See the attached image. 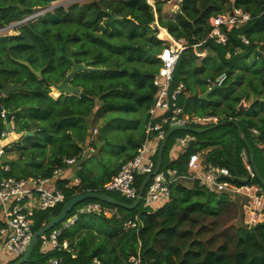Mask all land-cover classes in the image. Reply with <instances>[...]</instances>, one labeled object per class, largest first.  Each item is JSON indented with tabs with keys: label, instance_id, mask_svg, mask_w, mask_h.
Here are the masks:
<instances>
[{
	"label": "trees",
	"instance_id": "1",
	"mask_svg": "<svg viewBox=\"0 0 264 264\" xmlns=\"http://www.w3.org/2000/svg\"><path fill=\"white\" fill-rule=\"evenodd\" d=\"M53 1L0 0V27ZM156 6L158 16L147 0L75 2L68 9L47 10L37 20L24 22L17 34L0 35L1 76L26 87L4 96L0 85L2 104L7 111H15V128L23 126L30 131L28 123L38 122L33 129L34 142L23 146L18 144V139L6 146L3 153H10L18 146L22 148L18 159L8 160L9 174L18 177L49 175L63 163L64 157H80L82 146L75 137L85 144L96 145L89 133L92 115L94 121L106 114V118L118 112L120 116L129 115L130 129H140L138 137L131 134V149L123 160L136 154L145 136L148 109L157 92L153 82L161 66L157 53L165 43L156 35L157 27L152 25L156 19L171 36L188 41V47L181 52L176 64L172 83V88L180 82L185 84L179 103L191 113H221V119L236 118L253 149L246 145L234 122H225L222 124L227 125V132L217 136L211 133L216 127L204 133L190 130L196 134L197 141L189 152L210 148L207 159L227 165L239 180L248 175L241 154L246 149L249 159L254 160L259 169L255 146L247 131L252 127L260 128L258 141H264V0H181V8L173 17L163 14L162 0H157ZM235 6L250 11L252 18L238 26L225 27L228 41L218 43L209 36L213 28L210 19ZM110 12L120 18H113ZM243 35L250 38V43L243 41ZM196 48L207 53L202 56ZM68 53L75 61L90 60V64L99 68L75 74L71 83L82 87L79 95L54 91L55 95L60 94L55 98L50 94L51 82L60 81L73 66ZM19 59L29 60L37 69L43 68L41 77ZM58 68L59 73H55ZM222 71L228 73L226 82L203 97L208 89V77ZM216 93L218 97L213 96ZM251 94L255 96L251 105L240 107L241 98ZM229 97L232 100L229 101ZM199 101L208 108L199 105ZM214 101L216 107L211 108ZM5 128V117L0 110V136ZM186 157L187 153L166 165L178 166L184 171ZM123 160L99 176L87 174L82 162L83 167L78 170L82 188H103L118 172ZM143 179L144 176L138 177L139 184ZM254 180L264 189L257 176ZM244 198V195L231 198L229 193L210 191L197 182H173L170 199L154 211L139 208L140 204L131 209L112 203L119 209L118 216L82 213L74 224L63 228L60 235V243L67 241L69 248L61 246L44 253L39 238L33 250L35 255L32 253L24 264H47L55 255L64 258L62 264H97L95 257L107 264H134L131 255H140L142 264H264V221L252 227L245 224L241 202ZM63 204L39 211L34 229L48 223ZM136 215L143 224L139 228H126L125 221Z\"/></svg>",
	"mask_w": 264,
	"mask_h": 264
},
{
	"label": "built area",
	"instance_id": "2",
	"mask_svg": "<svg viewBox=\"0 0 264 264\" xmlns=\"http://www.w3.org/2000/svg\"><path fill=\"white\" fill-rule=\"evenodd\" d=\"M147 1L153 5L157 16V0ZM178 1L175 4L176 10L181 8V0ZM251 18L250 11L235 6L211 17L210 21L213 28L209 36L213 37L218 43L225 44L229 38L228 33L224 30L225 27L238 26ZM155 22L161 28L158 19ZM157 36L165 40V43L157 53L158 58L161 60V66L153 79L157 92L153 103L148 109L144 139L136 154L123 160L118 172L105 182L100 190L106 192L118 190L125 197L135 199L139 195V187L142 183L139 184L138 177L144 176L145 179L148 174H151L140 203L144 208L154 211L170 199L171 184L173 182H197L210 191L219 194L229 193L231 198L244 195L245 198L241 202L244 222L248 227L264 221V189L260 183L254 180L256 171L246 149H243L241 154L250 178L247 182H240L227 165L209 161L201 150L189 152L191 145L197 141V136L187 130L184 134H178L175 137V144L169 150L170 161L179 159L181 155L187 153L186 169L182 171L178 166H164L162 160L159 170L155 172L160 144L170 127H195L196 124L210 125L222 118L220 114L216 113L200 115L188 112L179 103V96L186 88L185 84L180 82L172 88V83L176 64L181 52L188 47V41L185 38H176L173 35L163 37L160 32L157 33ZM242 39L246 43H250V38L246 35H243ZM227 78V71H222L214 77H208V89H212L214 85L222 86ZM240 104L242 107L247 106L244 100ZM1 114L5 117V108L1 110ZM13 127L15 131L14 122ZM177 130L179 129L173 130L170 136ZM253 130L256 133H261V129L258 127H254ZM14 131H9L6 127L1 132L0 155L4 154L5 146L12 142L9 135ZM87 145L92 144L88 143ZM259 146L264 153V141L259 143ZM80 154H83L82 151ZM78 157H64L63 163L55 167L49 175H31L27 177L9 174V162L0 157V264L18 259L25 253L34 234V226L39 211L65 202L69 197L66 189H73L71 197L89 190L82 188L81 177L77 175L75 166L73 167ZM248 175L243 178L248 177ZM95 212L118 216L119 209L117 206H107L97 200L90 201L80 207L78 212H73L70 216H68V213L60 226H55L50 230V233L47 234L46 232L40 236L43 239L40 246L41 251L46 253L61 246L68 248L69 243L67 241L63 244L60 243L59 238L63 228L74 224L80 214ZM142 224V219L139 215H136L134 218L127 219L124 226L126 228H139ZM10 257L12 258L10 259ZM130 260L134 264H142L140 255H131ZM94 261L97 264H107L99 257H95ZM63 262L64 258L62 256L55 255L49 259L47 264H62Z\"/></svg>",
	"mask_w": 264,
	"mask_h": 264
},
{
	"label": "rangeland",
	"instance_id": "3",
	"mask_svg": "<svg viewBox=\"0 0 264 264\" xmlns=\"http://www.w3.org/2000/svg\"><path fill=\"white\" fill-rule=\"evenodd\" d=\"M92 1L93 0H54L51 3L52 6H50L48 8L47 7H41L39 9L35 8V12L31 13L34 15L29 20H31V19L37 20L40 17V15H42L47 10L53 11L54 8H59V7H64L66 9H68L69 6L75 2H78L80 4H84V3H89ZM162 1H163V14L166 17H171V16L173 17L175 14H177L178 10H176L177 8H175L176 7L175 4H177L179 2L178 0H162ZM230 9L231 8H229V10ZM29 20H27V21H29ZM23 23H21L19 25H15L13 27H7V28L0 30V35H6V34L11 35V34L19 33L20 30L18 29V27L21 26ZM152 25L153 26L155 25L157 27V30H156L157 33L158 32L161 33V28L156 22L152 23ZM157 33H156V35H157ZM157 50H160V47H158ZM196 51L198 54H200L202 56H204L207 53L205 50H199L197 48H196ZM252 56H253V58L255 57V55H252ZM159 61L157 60V62H159L161 64L160 59H159ZM59 71H60V69L58 68L55 71V73H59ZM204 86H203V88H204ZM50 87H51L50 94L53 97L57 98L60 94L58 96L55 95L54 91H55L56 87H54L52 84ZM218 94L219 93L213 94V96L218 97ZM77 95H79V94H77ZM230 100H232L231 97H229V101ZM198 103H199V105H202L205 107L208 106V105H205V103L202 101H199ZM215 103H216L215 101L213 103H211L210 107L211 108L216 107ZM206 108H208V107H206ZM120 113L121 112H118L116 115L110 114V115H108L109 116L108 118H106V116H107V114H106V116L105 115L101 116L100 118L96 119L95 121H94L95 116L92 115L90 117L91 129H92V130L89 129V133L91 132L90 133V139H93V140L95 139L96 145L95 144L94 145H87V144H85V142H81V141H79V139L77 137H75V140H77V142H79L80 145L83 147V150H82L83 154L77 158V160L75 161V163L73 165V167L75 166V168H76L77 175H79V171H78L79 168L83 167L82 162L85 163L83 168L87 174H90L92 176H99V175L105 173L111 166L115 165V163L120 162L124 158H126L127 152L131 149V146H130L131 134L133 133L134 137H138L140 127L130 129V125L132 122L130 121L129 115L127 117L125 116V114L123 116H120L121 115ZM138 115L141 116V114H138ZM14 120H15V117H13V120H12L15 123L16 120L15 121ZM108 120H110V121H108ZM93 121L95 123H93ZM108 122H109V124L106 125V123H108ZM28 124H26V125H28L29 127L31 126L30 129L32 131H33V129H35L38 126V122L33 121V120ZM196 125L197 126H195V127L198 129H205V128L210 127L212 124L207 125L205 127H204V125H201V124H196ZM217 128L218 127H216L215 129H217ZM253 128L254 127H252L250 130H248L247 134L249 136V139L252 141L253 145L255 146V157H256L257 163L259 165V169L262 172V174L264 175V153H263L261 147L259 146V141H258L260 139L259 137H260L261 133L254 132ZM212 129L213 128H210V131H212ZM215 129H213V131L211 133H212V135L217 136V135H220L221 133L227 132V125L222 124L219 126V128L216 131H215ZM15 130H20V131H16L15 132L16 134L14 133L13 135L10 133L9 136L10 137L11 136L16 137V138L19 137L20 141L18 142V144L25 146V145L31 143L32 141L34 142L33 139H35V138L33 137L32 134H28V131H29L28 129L24 130L23 126H18L17 128H15ZM207 130H209V129H207ZM184 133H185V131L184 132L179 131V130L175 131L167 139V144H166V147L164 150V166H166V164H168L170 161L169 160V149L171 148L172 145L175 144V137L178 134H184ZM202 133H204V132H202ZM90 139L88 138L89 141H90ZM6 146H5V148H7ZM23 146H21V147H23ZM21 149L22 148H20V146L15 147L12 152L4 153V154L0 155V157L3 158V160L6 162H8V160H16L20 156ZM84 149H86V151H84ZM209 149L210 148H205V147L200 149L202 152H204L206 158L208 156ZM89 151H92V153H89ZM185 183L186 184H192L190 182H185ZM82 185H83V183H82ZM72 191H73V189H66L67 193H71ZM109 193H111L113 196L118 197V198H122L125 200H131V198L125 197L118 190H110ZM93 200L94 199L89 197V198H85V199L77 202L73 206V208H72L71 212L68 214V216L72 215L73 212H78L80 207L88 204L90 201H93ZM97 201H100L102 204L107 205V206H113L112 203H107V202H104L101 200H97ZM139 204H140L139 208L143 207L142 203H139ZM63 222L64 221H61L57 225L60 226ZM39 241H43V239L40 238ZM69 247H70V245L68 246V248ZM32 253L34 256L35 252H32ZM12 257H10V259Z\"/></svg>",
	"mask_w": 264,
	"mask_h": 264
},
{
	"label": "water",
	"instance_id": "4",
	"mask_svg": "<svg viewBox=\"0 0 264 264\" xmlns=\"http://www.w3.org/2000/svg\"><path fill=\"white\" fill-rule=\"evenodd\" d=\"M50 6H52V5L47 6V8ZM103 10H107V9L105 7H103ZM110 13L113 15V18H120L119 16H116L115 14H113V12H110ZM33 15L34 14L27 15L18 21H15V22H12L8 25L2 26V27H0V30L7 28V27H13L15 25H19V24L29 20L30 18H32ZM67 58L71 61L72 65H73L72 68L66 73V75L60 81L55 80V81H52L51 84L59 90L60 94L61 93L79 94L82 91V87L77 86V85H73L71 83V80L73 79L75 74L78 73L79 71H82V70H92V69H96L99 67L90 64V60H85V61H80V62L75 61V59L72 57L71 53L67 54ZM19 61L24 63L25 65H27L30 68V70L33 73H35L38 77H41V75L43 73V68H40V69L35 68V66L29 60H26V59H19ZM1 69H2V67L0 66V70ZM0 85L3 87V95L4 96H8L9 94H11L14 91L26 89V87L23 83L6 81L1 76V74H0ZM218 87H220V86L214 85V87L212 89L206 90L202 96L207 97L213 89L218 88ZM2 100H3V96L0 97V110L4 109V106L2 104ZM14 115H15V111H9V110L7 111L6 110L5 122H6V127L9 131H14L13 121H12ZM225 122H234L238 126V130H239V133H240L242 139L244 140L246 145L252 151L253 149L251 148V145L249 144L246 136L243 134L241 124L236 118L221 119V120L217 121L216 123L212 124L210 127L205 128V129H198V128L193 127V126L170 127L167 130L164 138L161 141L159 152H158L157 166H156L155 172H157L161 166V163L163 160V152H164V149L166 147V142H167V139L173 130H175V129H186V130H193L196 132H204L207 129L217 127V126H219ZM28 134H33V131H28ZM253 166H254V169L256 171V176L264 184V176L259 171L257 164L254 160H253ZM150 177H151V174H148L145 177V179L142 181V183L140 184V187H139V195L132 202L120 200V199L114 197L109 192H106L103 190H95V189H89V190L83 191L79 194L73 195L72 197H70L69 199H67L64 202L60 212L57 215H55L48 223L44 224V226H42L41 228L34 231L31 242H30L27 250L25 251V253L22 256H20L18 259L14 260L11 264H24V263L28 262L30 260L31 254H32V252L35 248V245H36L38 239L40 238V236H42L44 233H46L47 231H49L53 227H55L57 224H59L66 217V215L72 210L73 206L77 202H79L85 198L98 197V198H101L104 201H107L109 203H113L116 205L131 208V209L135 208L141 201L142 194L145 190L146 183ZM249 178H250V175H248V177H246V178H243V177L239 178V181L240 182H247V180Z\"/></svg>",
	"mask_w": 264,
	"mask_h": 264
},
{
	"label": "crops",
	"instance_id": "5",
	"mask_svg": "<svg viewBox=\"0 0 264 264\" xmlns=\"http://www.w3.org/2000/svg\"><path fill=\"white\" fill-rule=\"evenodd\" d=\"M158 16V15H157ZM196 47V46H195ZM208 90V89H207ZM254 95H251L250 97H248V96H246V95H244L242 98H241V101H245V103H246V105L247 106H243V107H245V108H247V107H249L250 105H251V103H252V100L254 99ZM241 101H240V103H241ZM240 107H242L241 106V104L239 105ZM206 114H208V113H206ZM16 132V130L12 133V135L14 134ZM16 134V133H15ZM12 137V136H11ZM10 137V140L11 141H14V140H18L19 139V137L18 138H16V137H12L11 138Z\"/></svg>",
	"mask_w": 264,
	"mask_h": 264
},
{
	"label": "bare ground",
	"instance_id": "6",
	"mask_svg": "<svg viewBox=\"0 0 264 264\" xmlns=\"http://www.w3.org/2000/svg\"><path fill=\"white\" fill-rule=\"evenodd\" d=\"M161 35L163 37H169V36L171 37V35L168 33V31L166 29L162 28V27H161ZM55 91L58 92L59 90L57 88H55Z\"/></svg>",
	"mask_w": 264,
	"mask_h": 264
},
{
	"label": "clouds",
	"instance_id": "7",
	"mask_svg": "<svg viewBox=\"0 0 264 264\" xmlns=\"http://www.w3.org/2000/svg\"><path fill=\"white\" fill-rule=\"evenodd\" d=\"M13 120V119H12Z\"/></svg>",
	"mask_w": 264,
	"mask_h": 264
}]
</instances>
